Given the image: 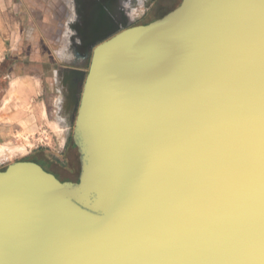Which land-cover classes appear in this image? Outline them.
I'll use <instances>...</instances> for the list:
<instances>
[{
  "label": "water",
  "instance_id": "1",
  "mask_svg": "<svg viewBox=\"0 0 264 264\" xmlns=\"http://www.w3.org/2000/svg\"><path fill=\"white\" fill-rule=\"evenodd\" d=\"M130 1L69 0L78 179L0 170V264H264V0Z\"/></svg>",
  "mask_w": 264,
  "mask_h": 264
},
{
  "label": "rangeland",
  "instance_id": "2",
  "mask_svg": "<svg viewBox=\"0 0 264 264\" xmlns=\"http://www.w3.org/2000/svg\"><path fill=\"white\" fill-rule=\"evenodd\" d=\"M33 1L32 17L36 25L32 33L37 45L27 44L30 40L26 39V33L30 31L29 25L21 21L20 30L11 33L12 45L8 46L10 49L7 48V59L0 62V146L25 145L27 150L0 158V170L13 161L35 156L42 159L44 165L60 177L73 178L79 170L78 151L72 140V123H67L58 114L59 90L53 77L55 66L69 64L65 56L71 53L68 52V37L64 34L70 13L69 0ZM178 2L179 0H131V23H146L172 9ZM25 14L22 13L23 18L26 17ZM19 38H22V45H17ZM13 39H16L15 43ZM17 48L22 52L12 54L11 50L15 51ZM25 51L28 53L25 54ZM80 62L83 70L87 71L89 55ZM19 71H26L33 76L37 93L32 96L33 99L26 100L30 98L28 83L21 77L11 75ZM12 79L17 83L14 92L8 96ZM56 123L59 129L55 126Z\"/></svg>",
  "mask_w": 264,
  "mask_h": 264
},
{
  "label": "crops",
  "instance_id": "3",
  "mask_svg": "<svg viewBox=\"0 0 264 264\" xmlns=\"http://www.w3.org/2000/svg\"><path fill=\"white\" fill-rule=\"evenodd\" d=\"M33 3H35L33 0H0V62L7 59V48L8 46L12 45L11 33H16V31L20 30L21 27L19 26L21 21H25L29 25L28 30L30 29V31L26 33V36H28L29 38L27 37L26 39L30 40L27 42V44L29 43L28 45H30L31 43H33L37 45V40H34V33H32V30H34V27L36 25V21L34 17H32V10H34V7L31 4ZM34 6L36 7L37 5L34 4ZM22 13H26L25 18L22 17ZM13 41V43H15L16 39H13ZM18 41L19 42L17 45H22V38H19ZM18 49L20 48H17L15 51L11 50V53L17 54L22 52L21 49ZM24 53L27 54L28 52L25 51ZM30 54H32V52ZM29 59L31 60L32 57H29ZM11 75L17 78L21 77L23 78V80H25V83H28L27 88L29 89L30 98L26 100L33 99L32 96L37 93L35 92L36 82L33 80V76L31 75V73H27L26 71H19L18 73H12ZM53 77L55 80V74ZM16 83L17 82L14 79L10 81L8 87V93L10 95L8 94V96H11V94L14 92Z\"/></svg>",
  "mask_w": 264,
  "mask_h": 264
},
{
  "label": "flooded vegetation",
  "instance_id": "4",
  "mask_svg": "<svg viewBox=\"0 0 264 264\" xmlns=\"http://www.w3.org/2000/svg\"><path fill=\"white\" fill-rule=\"evenodd\" d=\"M69 12V11H68ZM67 12V13H68ZM66 13V14H67ZM161 16V15H160ZM157 18V17H156ZM154 19V18H153ZM152 20V19H151ZM150 21V20H149ZM148 22V21H147ZM143 23H145V22H143ZM85 58H86V55L85 56H82V57H77V59H76V63H63L62 65H57V66H55V69L54 70H57V69H59V68H61V67H75V68H81V69H83L82 67H81V62L80 61H84L85 60ZM80 62V63H79ZM55 85L57 86V88H58V90H59V87H58V85H57V83H56V81H55ZM62 97H63V95H62V92H61V90H59V98H60V100H59V102L62 100ZM58 114L60 115V116H62L64 119H65V121L67 122V123H70V118H71V116H70V110L69 109H64V108H58ZM27 160H33V161H35V162H37V163H39L44 169H46L47 171H50L51 173H53L58 179H60V180H72V181H74V180H77L78 179V172H79V170H78V172H77V175L75 176V177H73V178H63V177H60L58 174H56L55 172H53V171H51V169H49L48 167H46L45 165H44V162H43V160L42 159H39L38 157H35V156H33L31 159H27Z\"/></svg>",
  "mask_w": 264,
  "mask_h": 264
},
{
  "label": "bare ground",
  "instance_id": "5",
  "mask_svg": "<svg viewBox=\"0 0 264 264\" xmlns=\"http://www.w3.org/2000/svg\"><path fill=\"white\" fill-rule=\"evenodd\" d=\"M55 126L57 127L58 124L56 123ZM59 127V126H58ZM57 127V129H59ZM27 150V147L25 145H6V146H0V158H3V157H10V156H13L14 154H17V153H22L24 151Z\"/></svg>",
  "mask_w": 264,
  "mask_h": 264
},
{
  "label": "trees",
  "instance_id": "6",
  "mask_svg": "<svg viewBox=\"0 0 264 264\" xmlns=\"http://www.w3.org/2000/svg\"><path fill=\"white\" fill-rule=\"evenodd\" d=\"M179 2H180V0H179ZM179 2H178V3H179ZM175 6H176V5H175Z\"/></svg>",
  "mask_w": 264,
  "mask_h": 264
}]
</instances>
